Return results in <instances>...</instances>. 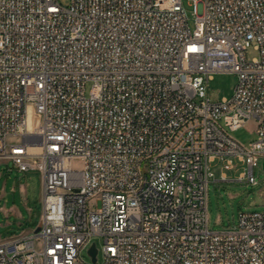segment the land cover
<instances>
[{"label": "built area", "instance_id": "2783aa9c", "mask_svg": "<svg viewBox=\"0 0 264 264\" xmlns=\"http://www.w3.org/2000/svg\"><path fill=\"white\" fill-rule=\"evenodd\" d=\"M66 1L0 0V159L41 173L44 206L0 264H88L94 244L98 262L96 238L103 264H264V212L209 215L211 163L258 184L264 0H190L194 28L184 0ZM219 73L238 81L214 102Z\"/></svg>", "mask_w": 264, "mask_h": 264}, {"label": "rangeland", "instance_id": "374dc122", "mask_svg": "<svg viewBox=\"0 0 264 264\" xmlns=\"http://www.w3.org/2000/svg\"><path fill=\"white\" fill-rule=\"evenodd\" d=\"M67 4L66 0H62ZM184 9L191 25L194 28L195 13L194 6L190 0H184ZM260 57V53L253 43L248 47L247 58L253 60ZM238 81V76L235 73H219L213 75L207 84V94L212 101L218 102L225 98H231L234 95L235 86ZM233 138L244 145H249L256 139L255 124L249 121L243 128L231 132ZM16 140V139H12ZM0 172L4 171L0 187L3 186L7 179L9 180V196L7 206L18 208L23 213L26 212V207L20 201L21 192L18 188L16 194H12L10 189L13 185L20 184L21 181H26L27 177L24 172L12 169L11 164L0 161ZM264 158L261 159L260 165L255 170V176L258 184L252 185L247 182L239 181L240 175L244 172V165L239 160H234L231 169L225 168V165L219 161L211 163V168L215 173V177L211 179L209 186V215L210 229L212 231H229L236 227L239 221L241 212L261 211L264 212ZM226 179H222V176ZM29 186L33 193L36 194L35 200L32 202L33 207V224L20 226L15 218L11 220L4 219L3 213L0 210V234H5V239L21 236L26 230H36L42 221L43 216V182L41 173L33 171L29 178ZM5 205V202L3 201ZM29 219V218H28ZM8 222L12 224H7ZM16 222V224H14ZM22 221H19V223ZM6 223V224H3ZM4 239V240H5ZM98 248L101 250L98 262L94 263L86 249L83 256L88 264H103L102 245L103 241L100 238L94 239Z\"/></svg>", "mask_w": 264, "mask_h": 264}, {"label": "crops", "instance_id": "0c3cea01", "mask_svg": "<svg viewBox=\"0 0 264 264\" xmlns=\"http://www.w3.org/2000/svg\"><path fill=\"white\" fill-rule=\"evenodd\" d=\"M0 161L6 162L7 164H11L13 166L12 169L19 171L17 168L14 167L12 162H9L6 160H1V159H0ZM0 164H2V163H0ZM25 174L27 177L26 181L22 180L20 184L16 183L15 185H13L12 188L10 189V192L12 194H16L18 191V188H19V190L21 192V196H20L21 200L20 201L26 207V209H27L26 212L23 213L18 208H15V207L11 208L10 206L9 207L7 206L8 196H9L8 185H9L10 178L7 179L5 184L0 187V210L3 213L4 219L11 220L12 218H15L16 220L22 221L20 223H19V221L17 222L18 224H20V226H23L25 224L27 226H32V224L34 223L33 222V215H32L33 214L32 202L35 200L36 194L32 192L31 187L29 186V178L33 174V171L27 172ZM4 175H5L4 171L2 173L0 172V183H1V180H2ZM41 178H42V176H41ZM3 201L5 202V205L3 204ZM6 202H7V204H6ZM0 224H2V223L0 222ZM3 224H6V223H3ZM7 224L9 225L12 223L8 222ZM14 224H16V222ZM32 231H34V230L28 229V230H26V232L24 234H28ZM4 239H5V234H0V241H2Z\"/></svg>", "mask_w": 264, "mask_h": 264}, {"label": "water", "instance_id": "95a60500", "mask_svg": "<svg viewBox=\"0 0 264 264\" xmlns=\"http://www.w3.org/2000/svg\"><path fill=\"white\" fill-rule=\"evenodd\" d=\"M263 166H264V163H263ZM37 230H39V228ZM97 252H98L97 247L94 244L92 246L91 250L89 251L90 255L92 256V260H93L94 263L97 262Z\"/></svg>", "mask_w": 264, "mask_h": 264}]
</instances>
